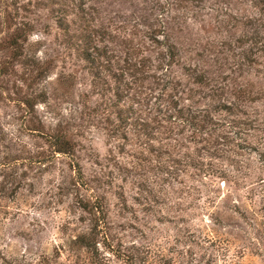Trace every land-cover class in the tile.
Listing matches in <instances>:
<instances>
[{"label":"clouds","instance_id":"9594fccd","mask_svg":"<svg viewBox=\"0 0 264 264\" xmlns=\"http://www.w3.org/2000/svg\"><path fill=\"white\" fill-rule=\"evenodd\" d=\"M0 264H264V0H0Z\"/></svg>","mask_w":264,"mask_h":264}]
</instances>
